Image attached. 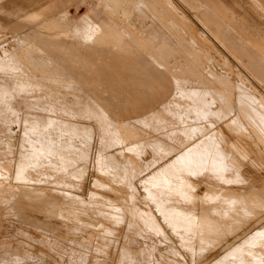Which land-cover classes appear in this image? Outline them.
<instances>
[{"label":"rangeland","instance_id":"obj_1","mask_svg":"<svg viewBox=\"0 0 264 264\" xmlns=\"http://www.w3.org/2000/svg\"><path fill=\"white\" fill-rule=\"evenodd\" d=\"M263 115L264 0H0V264H264Z\"/></svg>","mask_w":264,"mask_h":264},{"label":"bare ground","instance_id":"obj_2","mask_svg":"<svg viewBox=\"0 0 264 264\" xmlns=\"http://www.w3.org/2000/svg\"><path fill=\"white\" fill-rule=\"evenodd\" d=\"M54 2H56V1H54ZM57 3V2H56ZM54 5V4H53ZM173 5V4H172ZM175 8V5H173L172 6V9H174ZM178 10V9H177ZM174 11H176V9H174ZM177 12V14H179L180 16H183L182 15V12H180V11H176ZM44 13H46V12H44ZM185 17V16H184ZM46 22V21H45ZM240 69V68H239ZM23 76V75H22ZM167 88V87H166ZM166 91V90H165ZM165 91H163V92H165ZM160 92V91H159ZM165 93H167V92H165ZM158 95V94H157ZM157 95H156V97H157ZM159 96V95H158ZM161 98V97H160ZM159 98V99H160ZM257 98H259V97H257ZM154 100H155V98H154ZM153 101V100H152ZM151 101V102H152ZM158 101V100H157ZM159 102V101H158ZM166 102V101H165ZM155 103V102H154ZM158 104V103H157ZM212 104V103H211ZM144 105H147V103H145ZM261 105V104H260ZM148 106V105H147ZM151 106V105H150ZM260 107V106H259ZM262 107V106H261ZM260 107V108H261ZM143 108V107H142ZM242 109V108H241ZM134 110H136V109H134ZM138 110H140V109H138ZM263 110V109H262ZM145 111V110H144ZM127 113H129V111H127ZM131 113H133V112H131ZM242 114V113H241ZM264 116V115H263ZM253 121V120H252ZM254 122V121H253ZM248 123V122H247ZM258 126V125H257ZM263 126V125H262ZM233 128H235V127H233ZM250 128V127H249ZM254 128V127H253ZM256 128V127H255ZM251 129V128H250ZM233 130V129H232ZM257 130V129H256ZM252 131V130H251ZM212 132V131H211ZM238 132V131H237ZM247 132V131H246ZM257 132H258V130H257ZM260 133V132H259ZM258 134V133H257ZM227 135V134H226ZM225 136V135H224ZM259 136V135H258ZM261 136H262V134H261ZM232 140V139H231ZM210 148H212V147H210ZM226 148V147H225ZM210 150V149H209ZM206 151V150H205ZM193 153V152H192ZM190 155H192V154H190ZM202 156V155H201ZM210 156V155H209ZM198 158V157H197ZM208 158V157H207ZM190 162V161H189ZM193 166V165H192ZM213 167V166H212ZM221 182V181H220ZM192 184V183H191ZM192 186V185H191ZM172 188V187H171ZM259 188V187H258ZM211 189V188H210ZM213 190V189H212ZM264 191V190H263ZM213 193V191H206V194H204L206 197L207 196H209V195H211L212 193ZM215 192V191H214ZM262 192V191H261ZM259 194H260V192H258ZM213 194H215V193H213ZM217 194V193H216ZM229 196V195H228ZM248 196V195H247ZM211 197V196H210ZM243 198H246V197H243ZM249 198H251V197H249ZM217 202V201H216ZM226 207V206H225ZM219 208V207H218ZM247 211V210H246ZM165 213V212H164ZM258 216V215H257ZM206 218V217H205ZM234 218V217H233ZM217 222H218V220H217ZM223 222V221H222ZM246 222V221H245ZM205 223V222H204ZM226 227V226H225ZM260 229V228H259ZM255 231V230H254ZM259 231H255V232H253L252 234L250 233L249 235H247V236H245V237H243L242 239H241V244L240 245H238L239 247H241V245H243V244H247V245H251V244H253L254 243V241L257 239V238H259V237H262L263 235H262V233H258ZM264 233V232H263ZM253 245H255V244H253ZM237 246V247H238ZM244 247H246L245 245H243ZM248 247H250V246H248ZM234 249H235V247H234ZM238 249V248H237ZM249 249V248H248ZM233 250V249H232ZM242 250V249H241ZM244 250V249H243ZM252 250V249H251ZM235 251V250H234ZM233 251V252H234ZM237 251H239V250H237ZM229 252H230V250H229ZM229 252L228 253H226V256L229 254ZM247 252V251H246ZM232 253V252H231ZM233 254V253H232ZM230 256V255H229ZM227 258V257H226ZM263 262V261H262Z\"/></svg>","mask_w":264,"mask_h":264}]
</instances>
